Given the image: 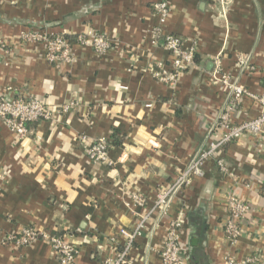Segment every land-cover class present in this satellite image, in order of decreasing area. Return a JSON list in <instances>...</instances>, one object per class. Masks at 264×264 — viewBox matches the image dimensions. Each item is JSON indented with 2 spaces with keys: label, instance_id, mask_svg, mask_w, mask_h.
<instances>
[{
  "label": "crops",
  "instance_id": "obj_1",
  "mask_svg": "<svg viewBox=\"0 0 264 264\" xmlns=\"http://www.w3.org/2000/svg\"><path fill=\"white\" fill-rule=\"evenodd\" d=\"M157 1L0 0V96L20 92L53 109L21 137L0 118V264H59L45 240H4L23 227L63 237L77 248L75 264H104L123 247L119 231L137 225L126 264H161L175 217L189 264H224L227 254L264 260V125L224 143L165 212L154 207L156 193L224 133L220 113L238 125L262 112L254 96L264 93V0H166L163 32L178 35L194 55L175 88L152 75L155 63L169 66L172 57L161 37L151 40ZM28 29L93 32L110 47L99 55L73 43V60L52 64L42 43L22 41ZM214 74L249 95L232 105ZM68 101L73 107L61 111ZM99 137L109 142V164L86 155ZM225 191L249 205L235 242L223 230ZM135 192L143 205H132Z\"/></svg>",
  "mask_w": 264,
  "mask_h": 264
},
{
  "label": "built area",
  "instance_id": "obj_2",
  "mask_svg": "<svg viewBox=\"0 0 264 264\" xmlns=\"http://www.w3.org/2000/svg\"><path fill=\"white\" fill-rule=\"evenodd\" d=\"M153 9L158 17V25L150 31L152 42L159 37L162 38L164 48L171 54L169 66L162 62L155 63L152 67V75L159 82L167 84L173 88L186 68L194 62L193 48L184 49L181 38L173 33L163 32L162 25L168 16V5L166 0H160L153 4ZM68 35L63 32H46L37 29H28L21 33L23 42H39L44 45L45 58L49 63L60 64L70 63L74 54L72 52L73 43L68 39ZM74 44L78 46H90L95 53L102 55L110 47L108 38L93 32L80 33L75 36ZM4 47L0 40V48ZM219 62V61H217ZM216 62V63H217ZM218 64V63H217ZM219 66V64H218ZM214 74V80L220 81L225 85L231 95L232 105H237L242 95H249V92L240 84L230 83L226 76L218 78ZM254 98L263 106V110L253 119L245 121L238 125H232L229 121L227 112L220 113L217 123L221 125L224 133L219 139L208 141L205 147L198 151L197 158L178 175L171 186L160 189L156 193L154 207H161L164 211L170 201V197L182 186L191 182L193 175H198L202 171L201 167L206 159L211 157L220 149V147L231 140H236L244 135L245 132L254 134L262 130L264 125V93L255 95ZM74 105L73 101L65 102L60 106V110L68 112ZM53 109L49 108L40 100L33 96L23 93H13L10 96H0V118L5 125L17 136L21 137L27 134V125L40 120H49L52 118ZM108 140L104 137L95 139L86 150L88 159L94 163H110L108 160ZM224 198L226 201L228 218L224 225L226 237L235 242L241 235V223L249 210V205L230 191H225ZM132 205L141 206L145 198L139 193H133L130 196ZM165 212V211H164ZM180 227L181 220L175 217L168 222V227L160 250L161 264H189L185 255L180 248ZM139 225L132 230L126 231L121 229L119 232L125 237L123 247L116 251L111 258L105 259L104 264H126L129 248L138 235ZM45 240L55 253L59 264H75L77 248L71 245L63 237L50 233L40 232L32 227H23L15 234L8 235L5 241H11L18 245H27L35 240ZM110 241L115 240L111 236ZM224 264H264V260L256 255H249L241 259H236L227 254L224 257Z\"/></svg>",
  "mask_w": 264,
  "mask_h": 264
},
{
  "label": "trees",
  "instance_id": "obj_3",
  "mask_svg": "<svg viewBox=\"0 0 264 264\" xmlns=\"http://www.w3.org/2000/svg\"><path fill=\"white\" fill-rule=\"evenodd\" d=\"M68 39L70 40L71 43H74L75 37L69 36Z\"/></svg>",
  "mask_w": 264,
  "mask_h": 264
}]
</instances>
